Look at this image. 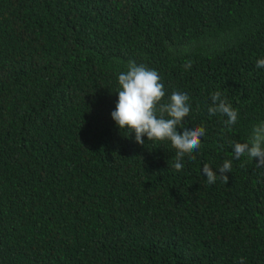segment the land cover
<instances>
[{"label": "trees", "instance_id": "trees-1", "mask_svg": "<svg viewBox=\"0 0 264 264\" xmlns=\"http://www.w3.org/2000/svg\"><path fill=\"white\" fill-rule=\"evenodd\" d=\"M261 58L264 0H0V264H264V167L202 171L264 121ZM129 61L205 128L181 170L170 141L112 119ZM215 91L231 130L208 113Z\"/></svg>", "mask_w": 264, "mask_h": 264}, {"label": "clouds", "instance_id": "clouds-1", "mask_svg": "<svg viewBox=\"0 0 264 264\" xmlns=\"http://www.w3.org/2000/svg\"><path fill=\"white\" fill-rule=\"evenodd\" d=\"M180 51L187 53L188 49ZM169 52L176 54L177 50L170 47ZM183 67L185 70L191 69L192 61L186 60ZM255 67L264 68V58L257 60ZM118 84V103L111 116L121 131L135 132V140L141 145L144 144L145 136L149 141H170L171 147L176 150V170L183 168L185 156L195 159L193 153L201 148L205 128L183 126V121L192 108L187 93L173 91L165 102L166 91L159 72L137 65L135 61H129L126 70L118 73ZM210 98L212 104L208 107L209 115L219 113L226 116L223 123L231 130V126L238 121V111L220 91H215ZM178 129H183L182 134ZM232 148V158L226 159L217 170L214 171L208 164L203 165L202 171L208 184H215L218 178L226 184L229 183L226 173L232 172L233 160H241L242 157L258 160L256 166L264 167V121L253 125L247 140L233 142ZM240 166L244 167L245 162ZM239 264H244L243 257Z\"/></svg>", "mask_w": 264, "mask_h": 264}]
</instances>
